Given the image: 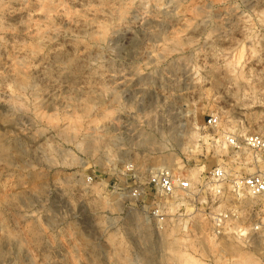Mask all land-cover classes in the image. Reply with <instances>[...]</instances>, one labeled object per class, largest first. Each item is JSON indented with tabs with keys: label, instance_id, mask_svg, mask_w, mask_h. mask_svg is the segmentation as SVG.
I'll use <instances>...</instances> for the list:
<instances>
[{
	"label": "rangeland",
	"instance_id": "rangeland-1",
	"mask_svg": "<svg viewBox=\"0 0 264 264\" xmlns=\"http://www.w3.org/2000/svg\"><path fill=\"white\" fill-rule=\"evenodd\" d=\"M226 130L264 132V0H0V264H264V202L151 216L152 169L237 170Z\"/></svg>",
	"mask_w": 264,
	"mask_h": 264
},
{
	"label": "built area",
	"instance_id": "built-area-1",
	"mask_svg": "<svg viewBox=\"0 0 264 264\" xmlns=\"http://www.w3.org/2000/svg\"><path fill=\"white\" fill-rule=\"evenodd\" d=\"M208 126L219 127V119L211 117ZM221 144L233 156L237 170L223 163L212 171L207 181H203L197 187L188 176L169 167H157L148 173L146 186L160 199L153 203L151 210V216L159 226L166 222V202L168 200L188 195L194 197L196 201L199 194L206 191H210L213 198L218 201L225 196H231L236 202L234 206L226 210L211 211V220L216 235L222 236L231 227L242 229L248 224L243 215V210H246L244 203L248 199L264 202V132L250 134L241 130H226L221 135ZM250 165L256 167L253 173L245 171ZM126 174L134 178V181L137 179L140 181L137 178L138 169L133 162L126 165ZM146 189L138 186L133 191V196L146 194ZM258 223V219L255 224L250 223L252 229L259 231L261 226Z\"/></svg>",
	"mask_w": 264,
	"mask_h": 264
}]
</instances>
